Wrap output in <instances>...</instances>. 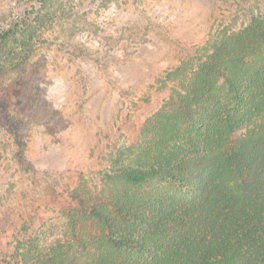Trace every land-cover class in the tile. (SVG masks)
Listing matches in <instances>:
<instances>
[{
  "label": "rangeland",
  "instance_id": "374dc122",
  "mask_svg": "<svg viewBox=\"0 0 264 264\" xmlns=\"http://www.w3.org/2000/svg\"><path fill=\"white\" fill-rule=\"evenodd\" d=\"M61 2L65 11L40 29L31 56L0 71V264L17 263L30 239L68 255L92 242L105 249L84 201L106 194L120 151L137 144L198 62L249 14L264 13V0ZM32 3L0 0V30ZM178 66L185 75L171 77Z\"/></svg>",
  "mask_w": 264,
  "mask_h": 264
},
{
  "label": "trees",
  "instance_id": "16d2710c",
  "mask_svg": "<svg viewBox=\"0 0 264 264\" xmlns=\"http://www.w3.org/2000/svg\"><path fill=\"white\" fill-rule=\"evenodd\" d=\"M61 5L33 0L0 30V71L31 56ZM248 18L120 151L106 194L84 201L105 249L92 242L68 255L30 239L15 264H264V13ZM13 39L20 47L10 50ZM183 68L169 75L184 76ZM141 224L152 232H139Z\"/></svg>",
  "mask_w": 264,
  "mask_h": 264
}]
</instances>
